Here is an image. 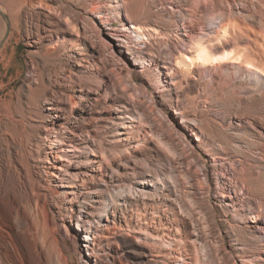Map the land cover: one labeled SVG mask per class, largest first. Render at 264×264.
Masks as SVG:
<instances>
[{
    "label": "rangeland",
    "instance_id": "rangeland-1",
    "mask_svg": "<svg viewBox=\"0 0 264 264\" xmlns=\"http://www.w3.org/2000/svg\"><path fill=\"white\" fill-rule=\"evenodd\" d=\"M18 1L6 131L78 264H264V75L244 64L264 71V0ZM96 10L144 25L126 32L143 63L108 47ZM198 37L243 62L176 63Z\"/></svg>",
    "mask_w": 264,
    "mask_h": 264
},
{
    "label": "bare ground",
    "instance_id": "bare-ground-1",
    "mask_svg": "<svg viewBox=\"0 0 264 264\" xmlns=\"http://www.w3.org/2000/svg\"><path fill=\"white\" fill-rule=\"evenodd\" d=\"M114 1L119 2V0ZM24 7L22 2L18 0H0V45L5 44L15 34L20 33L19 13ZM95 12L100 23L108 25V31L105 33L108 47L119 54L122 52V49L118 51L114 48V44L110 40V38H115L119 47L127 49L134 65L143 63V57L135 54L133 44L127 40L126 32H134L133 36L136 38L134 41L137 42L140 39L139 36L147 37L143 31L144 25L134 22L132 13H128V18L132 19L130 21L131 30L126 25L115 28L112 27V22L109 19H103L99 10ZM220 31L216 38L218 41L226 38L229 29L227 26H223ZM147 35H152V33L148 34L147 32ZM191 48L187 52H179L175 62L184 68L197 64L243 62L242 55L231 50L212 53L206 42L200 37L192 41ZM156 57L165 64L168 62L165 54L159 53ZM4 59L5 57L0 51V64L3 63ZM244 64L247 68L262 72L264 75V71L254 63L245 61ZM3 88L4 85L0 83V91ZM25 98L27 99L25 103L27 106V103L33 99L31 88L27 89V93L25 90ZM8 104L9 101L5 96H0V145L7 143L6 154L8 157L3 162L0 153V264H78L75 251L69 240L60 238L56 233L55 217L47 206V194L36 191L33 180L28 181L27 184L22 180V173L27 172L21 155L22 142L19 140L15 143L12 134L6 131L10 120L7 110ZM14 115L12 113L11 116ZM17 123L19 127L22 125L19 119ZM9 143L11 146H8ZM18 152L20 153L19 159L17 157ZM231 181L235 186L234 179ZM246 193L245 190H242V194L247 196ZM249 212L254 213L255 217L259 215L258 210L253 208Z\"/></svg>",
    "mask_w": 264,
    "mask_h": 264
}]
</instances>
